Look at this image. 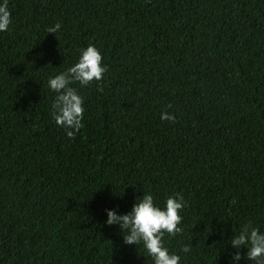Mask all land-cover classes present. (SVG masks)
Listing matches in <instances>:
<instances>
[{
    "label": "trees",
    "instance_id": "obj_1",
    "mask_svg": "<svg viewBox=\"0 0 264 264\" xmlns=\"http://www.w3.org/2000/svg\"><path fill=\"white\" fill-rule=\"evenodd\" d=\"M3 0H0L2 3ZM0 32V264H153L107 210L182 194L181 264H234L264 232V0H8ZM57 23L61 29L50 34ZM95 46L74 138L48 87ZM169 105L171 107L169 108ZM167 112L176 122L161 119ZM184 246H190L187 253ZM240 249L239 264H255Z\"/></svg>",
    "mask_w": 264,
    "mask_h": 264
},
{
    "label": "clouds",
    "instance_id": "obj_2",
    "mask_svg": "<svg viewBox=\"0 0 264 264\" xmlns=\"http://www.w3.org/2000/svg\"><path fill=\"white\" fill-rule=\"evenodd\" d=\"M11 24L12 14L8 7V0H3L0 3V32L7 31ZM60 29L61 25L57 23L54 27H49L47 31L55 34ZM107 71L100 51L90 44L86 49L81 50L80 57L73 66L49 78L48 87L56 93L50 115L56 126L65 129L67 137L74 138L80 132L84 117V100L72 85L78 83L81 87H86L95 81L99 90L103 91L99 82ZM161 119L171 123L176 122L175 115L167 112L161 114ZM184 206L182 194L167 197L163 209L155 204L153 195L144 194L142 198L137 199L128 214L117 215L115 210H107L106 224L119 225L126 245L142 244L153 264H181V257L170 254L163 240L165 234L175 237L183 232L179 225L182 222L180 212ZM229 243L233 249L237 250L233 256L234 264H239L241 260L239 250L242 248L247 250L248 261L264 264V232L255 227L252 221L241 225L238 233L233 235ZM190 250V246L182 248L185 253Z\"/></svg>",
    "mask_w": 264,
    "mask_h": 264
}]
</instances>
